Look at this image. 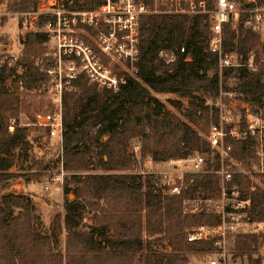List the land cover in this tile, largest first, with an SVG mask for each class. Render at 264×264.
<instances>
[{
  "label": "trees",
  "instance_id": "1",
  "mask_svg": "<svg viewBox=\"0 0 264 264\" xmlns=\"http://www.w3.org/2000/svg\"><path fill=\"white\" fill-rule=\"evenodd\" d=\"M104 1L65 0V5L90 10ZM142 1L154 10V0ZM193 1L212 7V0ZM38 3L11 0L6 7L11 12H31ZM158 9L141 16L135 71L126 75L116 91L99 87L83 75L73 82V89L63 90L64 129L57 163L61 158L69 174L62 184L63 214L57 212L46 231L40 229L31 196L13 189L12 182L21 177L26 183L37 181L51 162L28 160L29 130L18 124L22 110L32 120L39 109L27 99L29 91L48 85L44 69L49 61L42 46L48 36L42 31L26 33L13 65L12 54L0 49V264H188L187 253L213 249L210 240L188 241L186 231L191 226L217 225L218 216L184 213L183 201L217 197L216 174L186 173L180 192L171 194L156 175L134 172L145 159L167 162L208 148L204 135L209 113L204 104L216 99L219 85L216 57L207 49L209 15ZM224 31L228 51L244 52L259 39L254 31L243 28L241 20ZM181 46L184 52H179ZM161 51H169L175 59L166 63ZM232 74L223 73L227 88L248 99L264 95V71L239 69L233 74L240 77L237 83L228 80ZM154 94H175L189 101L184 106L180 99L172 100L179 116ZM138 138L136 154L129 146ZM247 140L233 141L230 156L245 162L250 156ZM14 149L27 162L22 167L26 173L11 170ZM233 183L251 198L248 219L264 222V191L250 190L249 179L242 175H235ZM69 194L73 197L68 198ZM86 209L91 212L90 222L84 216ZM263 243L264 233H240L234 235L232 249L249 264H261L262 258H254L253 253Z\"/></svg>",
  "mask_w": 264,
  "mask_h": 264
},
{
  "label": "built area",
  "instance_id": "2",
  "mask_svg": "<svg viewBox=\"0 0 264 264\" xmlns=\"http://www.w3.org/2000/svg\"><path fill=\"white\" fill-rule=\"evenodd\" d=\"M154 2L155 8L150 10L139 0H105L93 9L82 11H89L88 24L98 20L104 23L103 30L96 39L99 53L118 61L130 62L133 67L139 56L141 16L160 11L157 3L165 4L166 9L163 11L168 13L209 15L207 49L216 57L219 85L216 99L204 104L209 113V124L204 135L208 148L180 159L188 163V170L185 172L179 169L178 162H171L168 170H159L153 166L160 162L145 159L139 173L156 175L163 185L169 187L168 192L171 194L180 192L185 173H213L219 177L217 197L186 199V202L183 201V211L211 212L218 216L217 225L191 226L186 231V238L188 241H212L213 249L205 252L207 264H227L229 235L245 233L248 226L251 227L250 232L258 231V225L262 223L248 219L251 198L242 194L233 179L235 175H242L249 179L250 190L258 187L264 191V95H259L256 99L245 98L242 92L227 88L222 79L225 71H232L233 74L239 69H245L248 73L264 71V0H212L211 9L206 8L204 1ZM75 11L78 10L65 11L59 6H53L51 12H46L51 18L43 26V32L55 39L57 54L55 53L54 61L47 63L44 69L49 76L47 91L53 108L36 114V124L44 129L47 138L56 141L60 151L64 129L63 90L73 89V82L83 75L99 87L116 91L128 75L124 71L119 74L113 72L92 45L75 37L78 21H86L85 13H81L82 17H79L80 13ZM240 20L243 28L254 31L259 39L244 52L228 51L225 47L224 29L227 25L234 28ZM22 26L30 31H40L34 21L26 20L22 22ZM179 52H184L183 46L179 48ZM18 55L12 54L10 64L16 63ZM159 55L166 63L175 59V55H163V51ZM233 74L228 80L240 82L239 75ZM243 138L248 139L247 147L250 151L245 162L230 156L233 141ZM215 162L217 167H214ZM58 167L56 174L44 178V189H48L52 182L63 184L66 172L62 168L61 158Z\"/></svg>",
  "mask_w": 264,
  "mask_h": 264
},
{
  "label": "rangeland",
  "instance_id": "3",
  "mask_svg": "<svg viewBox=\"0 0 264 264\" xmlns=\"http://www.w3.org/2000/svg\"><path fill=\"white\" fill-rule=\"evenodd\" d=\"M0 49L5 50L6 54L20 53L23 47L22 42L24 40L25 34L30 31L22 26V22L34 21L38 26V30H44V23L51 18L50 15H47L46 12H51L53 6H59L65 11L70 10H78L75 12L80 13L79 17H82L81 13H85V22L78 21L79 23L75 27V37L79 39L85 40L87 43L92 45L97 51L98 55L101 56L102 60L113 72L119 74L121 72H125L126 74L134 73V67L127 61H118L106 55H101L98 51L96 45L97 35H99L100 31L103 30L104 23L101 20H98L95 23L88 24L87 21L90 18L89 11H82L86 9H72L65 5V0H39L37 8L35 11L31 12H11L7 10V4L11 0H0ZM142 1V0H139ZM143 2V1H142ZM144 3V2H143ZM68 4H72V1H69ZM145 4V3H144ZM146 5V4H145ZM159 8H166L165 4L161 2L157 3ZM155 8V6H154ZM149 9V7H148ZM74 12V11H72ZM42 17L44 21L40 18ZM47 18V19H45ZM46 53V57L48 58V63H52L54 61L55 53L57 54V43L55 39L49 34L48 38L45 42L42 43ZM164 54H171L169 51H163ZM48 87H41L39 90L29 91V97L27 98L30 102H35L39 105V109L34 113L33 119L30 120L28 113L25 110H22L19 114V125L26 126L29 130L28 133V144H26V152L28 154V160L33 158L34 160L46 161L51 160L49 167L42 172V176L38 177L37 181H30L26 183L25 178L21 177L15 179L12 182V188L18 191H23L31 196L33 203L35 204V213L41 219V231H46L49 226L51 220L54 215L59 212L63 214L62 209V201L65 198V195L61 196V188L59 186H53L50 192H45V190L41 186V182H43L45 177L53 176L59 171L58 163H57V152L60 150V147L57 145L56 141L51 140L45 136L44 129L36 124V114L46 112L53 108L52 102L49 97V93L47 91ZM156 98L162 101L166 108L176 115H181L179 111L172 106V100L180 99L184 106L187 105L189 98L182 97L175 94H154ZM210 100V99H209ZM208 101V100H207ZM32 106L29 107L31 111ZM29 111V112H30ZM13 128V127H12ZM11 128V129H12ZM140 145V139H134L129 146V150H132L134 153L138 154V149ZM20 150L14 149V161L11 167L12 171H20L22 173H26V170L22 169V167L27 163L22 160L21 157L18 156ZM171 162H178L179 169L184 171L188 170V163L183 160H170L167 162H160L153 167L159 170H168ZM141 165L134 169V172H139L141 169ZM66 174H69L66 172ZM186 174V173H185ZM73 195L69 194L68 198H72ZM187 201V200H186ZM184 201V202H186ZM184 204V203H183ZM184 206V205H183ZM190 207V205H188ZM186 213V212H184ZM84 216L87 222H90L91 212L89 209H86L84 212ZM259 222V221H256ZM257 227V225H254ZM258 231L252 233H264V222L258 225ZM247 232L250 233L251 227L248 226L245 228ZM249 230V231H248ZM234 235L231 234L228 237V263L227 264H249L248 259L245 256L234 255L232 244H233ZM60 240L62 246L64 245L65 240V231H62L60 235ZM188 256V264H207L208 258L205 252H190L187 253ZM256 256L261 257V264L264 261V243L263 246L259 248L258 251L253 253V257Z\"/></svg>",
  "mask_w": 264,
  "mask_h": 264
},
{
  "label": "crops",
  "instance_id": "4",
  "mask_svg": "<svg viewBox=\"0 0 264 264\" xmlns=\"http://www.w3.org/2000/svg\"><path fill=\"white\" fill-rule=\"evenodd\" d=\"M41 186H42V188H43V182H41ZM53 186H59V187L61 188V192H62V193H61V196L64 195V194H63V191H62V184H61V183H54V182H52L48 189H44V188H43V189L45 190V192H50V190H51V188H52Z\"/></svg>",
  "mask_w": 264,
  "mask_h": 264
},
{
  "label": "water",
  "instance_id": "5",
  "mask_svg": "<svg viewBox=\"0 0 264 264\" xmlns=\"http://www.w3.org/2000/svg\"><path fill=\"white\" fill-rule=\"evenodd\" d=\"M263 264H264V261H263Z\"/></svg>",
  "mask_w": 264,
  "mask_h": 264
}]
</instances>
